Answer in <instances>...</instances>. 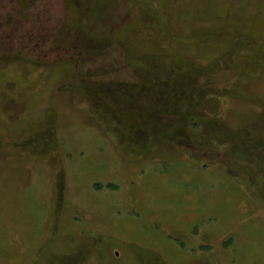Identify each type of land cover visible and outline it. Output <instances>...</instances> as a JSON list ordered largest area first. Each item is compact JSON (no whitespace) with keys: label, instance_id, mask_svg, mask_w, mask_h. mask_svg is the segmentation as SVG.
<instances>
[{"label":"rangeland","instance_id":"1","mask_svg":"<svg viewBox=\"0 0 264 264\" xmlns=\"http://www.w3.org/2000/svg\"><path fill=\"white\" fill-rule=\"evenodd\" d=\"M93 4L0 0V264H264V0Z\"/></svg>","mask_w":264,"mask_h":264},{"label":"bare ground","instance_id":"2","mask_svg":"<svg viewBox=\"0 0 264 264\" xmlns=\"http://www.w3.org/2000/svg\"><path fill=\"white\" fill-rule=\"evenodd\" d=\"M113 0H94V4L92 9L94 10V20L95 22L92 25L89 26H85L83 25L82 27H78V29L73 33V36H78L80 37V39L82 40L84 45H88V44H98V41L100 42V44L102 43V38L100 36H97V31L99 29H102L104 26H106V21L104 22L102 19V15H107L108 12V8L110 7V4H112ZM14 12L11 11V22L14 16ZM10 16V15H9ZM101 17V18H100ZM110 19L113 18V16H109ZM66 37L64 35V32L61 30L59 32V34L57 35V37H55L54 41H57V39ZM114 84V83H112ZM141 88H143V92L146 93V85L147 82L143 81L142 84H139ZM121 91H123V88H118V87H110V91L109 93L106 94V97H109V95L112 96H117L118 93H121ZM99 94H101L100 92H98L97 89H92L91 91V97H97ZM148 95L150 96V94L148 93ZM10 109H16V107L14 105H12V107ZM9 109V110H10Z\"/></svg>","mask_w":264,"mask_h":264}]
</instances>
